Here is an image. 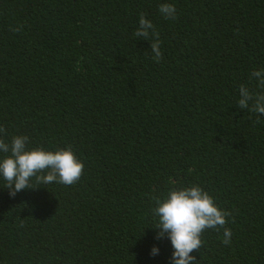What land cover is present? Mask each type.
<instances>
[{"label":"trees","instance_id":"16d2710c","mask_svg":"<svg viewBox=\"0 0 264 264\" xmlns=\"http://www.w3.org/2000/svg\"><path fill=\"white\" fill-rule=\"evenodd\" d=\"M141 13L159 63L134 36ZM260 69L264 0H0L3 138L85 165L15 197L0 178V264H171L152 197L192 185L232 212L231 244L206 230L197 264H264V116L237 104L242 84L264 91Z\"/></svg>","mask_w":264,"mask_h":264},{"label":"clouds","instance_id":"9594fccd","mask_svg":"<svg viewBox=\"0 0 264 264\" xmlns=\"http://www.w3.org/2000/svg\"><path fill=\"white\" fill-rule=\"evenodd\" d=\"M159 12L165 19H177V10L172 3H161ZM22 28L23 25H20L9 30L19 32ZM134 36L151 41L152 59L156 63L162 60L159 32L144 13L140 14ZM251 77L256 78L259 87L264 89V69L253 70ZM237 104L242 110L248 109L264 116V91L253 93L242 84ZM259 122L257 119L256 123ZM5 135L6 129L0 126V153L3 154L0 159V178L5 182L11 197L22 190L53 182L72 186L81 179L85 165L70 145L56 151H48L43 147L29 149L30 137L27 135L12 136L10 142L3 138ZM152 199L155 201L152 213L157 219L154 229L159 230L156 239H170L174 249L171 264H197L191 253L199 251L204 245L202 235L208 229H223L222 243L225 246L231 244L232 231L225 225L232 212L222 209L214 197L199 185L176 188L170 190L166 197ZM232 222H235L234 217ZM158 253L159 249L154 246L150 254L155 256Z\"/></svg>","mask_w":264,"mask_h":264}]
</instances>
